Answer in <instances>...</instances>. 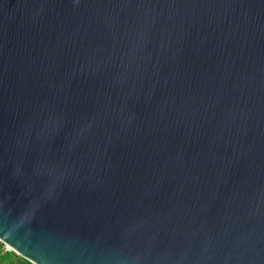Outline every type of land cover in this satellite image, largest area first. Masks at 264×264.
I'll use <instances>...</instances> for the list:
<instances>
[{"label": "water", "instance_id": "1", "mask_svg": "<svg viewBox=\"0 0 264 264\" xmlns=\"http://www.w3.org/2000/svg\"><path fill=\"white\" fill-rule=\"evenodd\" d=\"M0 240L264 264V0H0Z\"/></svg>", "mask_w": 264, "mask_h": 264}, {"label": "rangeland", "instance_id": "2", "mask_svg": "<svg viewBox=\"0 0 264 264\" xmlns=\"http://www.w3.org/2000/svg\"><path fill=\"white\" fill-rule=\"evenodd\" d=\"M3 253L4 252H0L1 255ZM12 255H13V252L6 254L5 258H7V259H5L6 260L5 264H27L26 259H24L23 257H21L19 255H16V257H12ZM2 258H3V256H2ZM1 263H2V261H1Z\"/></svg>", "mask_w": 264, "mask_h": 264}, {"label": "trees", "instance_id": "3", "mask_svg": "<svg viewBox=\"0 0 264 264\" xmlns=\"http://www.w3.org/2000/svg\"><path fill=\"white\" fill-rule=\"evenodd\" d=\"M0 252H1V247H0ZM12 252H13V251L10 250V251H5L2 255L0 254V261H2L1 264H5V262H6L5 259H7V258H5L6 254H7V253H12ZM2 256H3V258H2ZM12 257H16V254H14V252H13ZM26 262H27V264H32V263H30V262L27 261V260H26Z\"/></svg>", "mask_w": 264, "mask_h": 264}, {"label": "built area", "instance_id": "4", "mask_svg": "<svg viewBox=\"0 0 264 264\" xmlns=\"http://www.w3.org/2000/svg\"><path fill=\"white\" fill-rule=\"evenodd\" d=\"M0 247H1V252L10 251V249L1 240H0ZM0 264H1V261H0Z\"/></svg>", "mask_w": 264, "mask_h": 264}]
</instances>
